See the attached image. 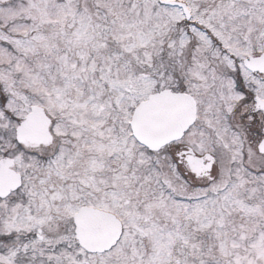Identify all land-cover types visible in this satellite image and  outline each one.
Instances as JSON below:
<instances>
[{
  "label": "snow or ice",
  "instance_id": "1",
  "mask_svg": "<svg viewBox=\"0 0 264 264\" xmlns=\"http://www.w3.org/2000/svg\"><path fill=\"white\" fill-rule=\"evenodd\" d=\"M0 264H264V0H0Z\"/></svg>",
  "mask_w": 264,
  "mask_h": 264
}]
</instances>
